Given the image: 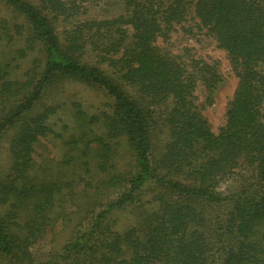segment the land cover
<instances>
[{
	"label": "trees",
	"instance_id": "trees-1",
	"mask_svg": "<svg viewBox=\"0 0 264 264\" xmlns=\"http://www.w3.org/2000/svg\"><path fill=\"white\" fill-rule=\"evenodd\" d=\"M107 1L122 13L83 19ZM0 4V264H264V0ZM195 28L237 78L218 133L220 75L168 48ZM242 164L250 185L221 193Z\"/></svg>",
	"mask_w": 264,
	"mask_h": 264
},
{
	"label": "rangeland",
	"instance_id": "rangeland-1",
	"mask_svg": "<svg viewBox=\"0 0 264 264\" xmlns=\"http://www.w3.org/2000/svg\"><path fill=\"white\" fill-rule=\"evenodd\" d=\"M123 6L118 1H107L100 2L99 4L93 5L89 4L86 10L85 18H113L122 13ZM5 14L8 15L4 7L0 4V18ZM195 23V22H193ZM192 23V25H193ZM180 32V31H179ZM183 33V34H182ZM180 32L182 36L174 33L172 36V46L168 45L169 50L176 56L184 55L183 53L188 50L187 59H197L206 62L210 66H213L217 73L220 75L221 80L217 86L214 103L211 106L204 108V115L211 124V127L215 133H218L219 129L225 124L226 111L228 103L230 102L234 91L237 86V78L234 76L228 58L226 54L219 50L216 43L209 38L205 32L198 31L196 28L191 33ZM186 34V35H185ZM69 86V87H68ZM68 90H70V96L72 97L74 92L79 93V98H82V102L85 107L89 109L90 113H99L101 110L105 109L108 104V97L104 93H100L91 89H84L81 87L76 88L75 86L68 85ZM81 88V89H79ZM198 96L200 99V104L204 102V91L202 89L198 90ZM65 118V117H63ZM66 119V118H65ZM70 119V118H69ZM69 121V120H68ZM71 123V121H69ZM73 124L71 123V132ZM55 144L48 146L46 154L57 162L63 160L68 153L64 147H57V141ZM128 148L120 149L121 162L126 166L127 160H130V154L128 153ZM1 158H3L1 156ZM252 171L245 164L235 171V174L228 180L221 183L219 190L223 194H229L234 191L240 190L244 186L250 185ZM150 196H147V199ZM120 225L125 224L124 215L118 216ZM50 238L36 245L34 253L40 258H45L48 255Z\"/></svg>",
	"mask_w": 264,
	"mask_h": 264
}]
</instances>
